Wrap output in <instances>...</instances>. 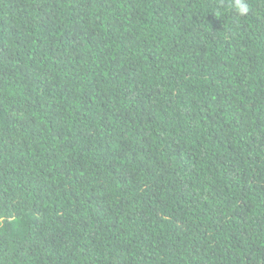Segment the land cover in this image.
<instances>
[{
  "label": "trees",
  "instance_id": "trees-1",
  "mask_svg": "<svg viewBox=\"0 0 264 264\" xmlns=\"http://www.w3.org/2000/svg\"><path fill=\"white\" fill-rule=\"evenodd\" d=\"M0 0V264H264V0Z\"/></svg>",
  "mask_w": 264,
  "mask_h": 264
},
{
  "label": "clouds",
  "instance_id": "clouds-1",
  "mask_svg": "<svg viewBox=\"0 0 264 264\" xmlns=\"http://www.w3.org/2000/svg\"><path fill=\"white\" fill-rule=\"evenodd\" d=\"M228 9L234 10L239 16L243 17L249 14L250 4L248 0H229Z\"/></svg>",
  "mask_w": 264,
  "mask_h": 264
}]
</instances>
